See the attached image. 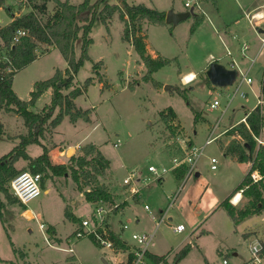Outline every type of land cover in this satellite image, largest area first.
I'll return each instance as SVG.
<instances>
[{
	"label": "rangeland",
	"instance_id": "1",
	"mask_svg": "<svg viewBox=\"0 0 264 264\" xmlns=\"http://www.w3.org/2000/svg\"><path fill=\"white\" fill-rule=\"evenodd\" d=\"M10 1L13 2V5H9L13 11H28L32 5L41 2V0H32L28 3L20 0ZM68 1L78 4L82 0ZM127 1L134 4L142 3L148 7L156 6L157 9L164 7L185 9V0ZM212 1L214 5L215 2ZM216 1L220 15L225 19L236 17L239 28L248 25V36L254 38L251 39L252 44L258 45L260 35L251 24H248L246 17L249 16H246V13L251 5L263 3L264 0ZM106 2L112 4L116 0H106ZM208 2L206 10L209 14V8L214 9L210 4L212 2L210 0ZM46 8V14H39L42 20L53 13L56 8L55 2L48 0ZM194 18L195 15L190 14L188 19L181 20L174 29H171V24L167 27L146 24L149 28L150 47L152 49L161 47L166 53L165 56L176 57L171 63L152 73L153 81L157 85L143 79L146 72L145 65L133 45L122 39L124 24L118 14L115 13L107 24L96 18L89 33L92 42L88 47V59L84 61L74 78L77 86H82L86 78L90 76L93 78V82L87 85L86 91L75 98L78 108L90 110L91 122L87 123L80 118L72 122L66 116L53 130L47 129L44 132V137L40 138L41 143L49 148L52 159L60 161L51 164L69 165L71 156L85 154L86 146L92 143L110 162V170L107 169L102 176L97 177L99 183L116 195L115 202L123 204L129 196L121 184L130 170L137 169L139 178L147 176L152 178L151 173L147 171L148 165L168 167L171 165V157L178 154L179 145L183 142L188 143L193 140L196 146L203 144L211 127L220 116V109L226 102L225 94L234 87L229 85L225 90L213 87L206 73L197 70L202 58L215 47L222 49V44L217 35L213 37L209 32L196 39L192 38L189 27ZM51 47L53 46L40 45L37 49L39 57L15 74L12 88L20 99L26 101L30 98V92L34 89L36 81L51 77L56 69L66 68V61L61 53L55 47L50 50ZM80 47L81 38L74 43L75 57L79 56ZM227 59L224 58L221 62L225 63ZM98 61L101 63L94 73L93 64ZM262 61L263 57L260 55L251 69V74L255 78V86L252 88L254 91L258 90L260 71L263 70ZM179 69L183 71L193 69L197 73V78L182 85L178 75ZM167 85L170 87L164 90ZM242 89L248 92L247 97L242 98L237 95L222 116L218 131L237 121L243 115L245 107L252 108L256 103V98L249 88L244 85ZM214 98H217L221 104L215 109L209 107V103ZM50 100L49 88L29 108L38 112L49 104ZM167 107H172L177 113L179 120H175V123L178 125L168 124L160 119L161 111ZM56 111L57 109L55 114ZM0 122L3 123L5 131L0 137V155H2L19 143V135L25 134L27 128L21 116L3 110H0ZM230 138L228 136L224 141ZM63 139L69 142L66 146L62 142L55 144ZM117 139L120 142L114 146ZM25 151L29 157L34 158L42 153V145L29 144ZM86 155L89 157L91 154ZM207 155L218 158L220 162L217 170L209 169ZM14 167L18 171L30 170L28 161L24 159L17 160ZM196 168L201 173L198 177L189 176L184 180H178L172 171H168L163 175L162 185L152 180L144 185L142 190L140 189V202H132L126 216L114 215L115 212L112 211L113 213L107 215L106 221L115 232H118L114 229H119L121 222L127 223L129 229L124 233V237L128 240H131V232H151L154 221L149 218V213L145 211L143 205L148 204L152 210L164 209L169 202L166 194L180 186L176 200L169 211L172 222L162 223L155 231L150 249L165 253L167 250L170 251L171 247H177L185 239L184 237L189 235V225L196 218L195 216H201L207 211L215 199H218L220 191L226 188L227 183L237 179V164L232 165L224 159L217 141L205 146L196 162ZM41 176V193L24 206L26 209L12 194L9 183L6 184L7 192L14 202L9 203L0 192V199L4 202L0 220V264H67L71 258L69 256L73 254L67 251L71 244L77 256L76 264H113V253L110 250L96 245L89 237H74V231L81 220L93 214L94 203L87 201L84 194V190L93 187L91 183L88 184L90 180L80 176L79 184L83 187V191H80L70 170L60 176H52L46 171V174L41 173ZM242 181L243 179L240 182ZM205 184H208L212 192L204 193L199 200ZM45 188H48L47 192H44ZM233 199L229 202L237 208H241L248 201V197L244 196L239 203L237 202L238 204H233L235 203ZM198 200L199 205L196 203ZM27 209L32 210L35 219H31V213L27 212ZM65 210L69 214H76L75 221L66 217ZM137 216L142 222L135 227L133 220ZM263 216L264 213L259 216L251 215L235 223L224 208L218 207L201 226L212 230V234H201L197 231L199 237L189 236L184 243L189 240L195 242L196 247L179 260L175 259L176 252L172 250L169 252L168 264H245L250 255L248 244L255 241V236L244 239L242 231L247 226L257 225L253 229L257 230L255 233L260 234V230L264 227ZM179 221L187 226L183 233L174 232L171 228V223L176 224ZM39 222L45 223L46 230L39 228ZM49 224L55 226L62 242L50 240L53 234L48 229ZM23 252L27 253V257L24 258ZM104 258L107 260L106 263L102 260Z\"/></svg>",
	"mask_w": 264,
	"mask_h": 264
},
{
	"label": "trees",
	"instance_id": "2",
	"mask_svg": "<svg viewBox=\"0 0 264 264\" xmlns=\"http://www.w3.org/2000/svg\"><path fill=\"white\" fill-rule=\"evenodd\" d=\"M52 1L56 4L55 10L52 14H48L45 20H42L39 14H46L48 0H41L40 4H34L30 10L18 15L11 12L6 5V0H0V7L5 8L11 18L9 23L0 27V110L21 116L27 128L25 134L19 135V143L16 146L8 153L0 155V192L4 194L9 203L14 202L7 192L6 184L21 172L15 169L14 163L19 159H24L28 161L29 171L34 173H44L45 175L46 171H49L52 176H60L70 170L80 191H83V187L79 184V179L80 176H83L90 180L88 184L93 185L92 188L84 190L87 201L101 200L112 204L116 200V195L103 184H100L97 178L109 169V161L93 144L86 146L87 152L85 154L71 156L69 165L64 163L53 165L48 156L49 148L41 143L40 138L44 137V132L47 129L53 130L63 120L64 116H68L72 122L79 118L85 122L90 121V110L78 108L75 104V98L86 91L87 85L93 82V78L92 76L86 78L82 86L75 85L74 78L84 61L88 59V47L92 42L89 33L96 18L98 17L102 23L107 24L115 13L118 14L119 19L124 24L122 39L133 45L134 50L145 65L146 72L143 79L152 81L154 85H157L153 81L152 73L168 64L170 60L159 55L152 57L147 52L146 35L142 33V24L149 22L164 25L166 12L142 3H129L127 0H116L112 4L107 3L106 0H82L78 4L70 3L68 0ZM17 30H24L26 33L20 36L17 42H14ZM79 38H81L80 54L75 57L74 43ZM40 45L57 48L67 65L64 70L56 69L51 77L36 81L34 89L30 92V98L25 101L20 99L13 90V78L18 71L39 57L37 49ZM4 57L6 59H3ZM100 63L101 61H98L93 64L94 73H96ZM99 81L101 82V80ZM128 87L133 88V86ZM49 88L51 89L50 103L38 112L32 111L29 106L33 105L37 98ZM160 119L168 124L178 125L175 123L176 114L172 107L162 110ZM263 119L261 108L259 106L253 108L246 113L249 128L243 122H239L227 132L238 135L240 139L234 137L227 144H221L226 155L238 162L250 161L252 163L242 183L238 184L232 193L220 203L235 223L249 215L259 214L264 209V146L256 147V142L253 139V135H258L263 128ZM4 134V126L0 122V137ZM32 143L42 145V153L34 158L29 157L25 151L26 147ZM56 145L53 147L55 148ZM86 154L91 155L87 157ZM50 156L52 162H60L58 159H52L51 153ZM255 169L262 175V178L257 182L251 181L249 176L250 171ZM183 172L182 166L176 170L174 175L177 179H181ZM241 189L243 195L248 197V201L243 207L237 208L229 200ZM20 205L24 207V205ZM121 206L122 204L119 208ZM3 209L4 202L0 199V220ZM24 209L26 208L24 207ZM65 215L72 221L76 219L66 210ZM109 227L110 225L107 224L109 238L117 246L126 248V244ZM48 229L50 230V227ZM90 239L98 245L92 237ZM260 243L262 246L260 255L263 256L264 240L261 239ZM189 249L190 245L187 244L178 252L175 259L179 260L184 257ZM152 256L157 262L165 261V255Z\"/></svg>",
	"mask_w": 264,
	"mask_h": 264
},
{
	"label": "built area",
	"instance_id": "3",
	"mask_svg": "<svg viewBox=\"0 0 264 264\" xmlns=\"http://www.w3.org/2000/svg\"><path fill=\"white\" fill-rule=\"evenodd\" d=\"M20 1L28 3L30 0H20ZM184 6L185 8H187L188 10H192L193 12L194 11L199 12L202 9L200 0H185ZM263 17L264 14L255 12L250 14L249 21L252 22L253 20H257V19L259 20L262 19ZM25 33L26 32L24 30H17L14 42H17L18 38L20 36L25 35ZM260 45L261 48H264V31L262 36L260 37ZM248 47L249 45L246 42L240 44L239 53L241 57L246 56V51ZM227 54L231 55V51L227 50ZM3 59L6 58L4 57ZM211 60L212 61L210 63L217 61V59H214V57H212ZM252 62L253 60L251 61V63ZM228 65L231 70L235 71V78L233 82L230 84L233 85L234 88L233 90L228 91L225 94L226 102L220 109V116L211 127L203 144L199 146H195L183 142L182 144L179 145L180 150L178 154L174 155L171 158L170 166L156 167L151 164L148 165L147 171L151 173V175L153 176L152 178L148 176L139 178L138 176L139 171L137 169L130 170L127 176L122 181V185L125 187L128 196L132 197L136 194H140V189L143 187V185L149 184L150 182H152V180L159 181L163 178V175H165L168 171H173L182 166L184 168L183 180L195 174L196 162L199 156L202 154L204 147L215 141L220 135H222L228 130L226 128L222 131H218L222 116L228 110L232 101L237 97V95H239L242 98L246 97V92L243 91L242 86L245 83L249 84L252 82V77L250 76L249 73L250 66L248 68H242L239 65L238 60H236L233 57L229 60ZM182 80L184 83H189L193 79L192 78L189 79L188 76L186 75L182 77ZM217 88H219L220 90L221 88H224L225 90L226 88H228V86L217 87ZM263 105H264V96L256 95V103L254 108L259 106L262 110ZM220 106H221L220 101L217 98H214L209 103V107L213 109L218 108ZM240 122H243L249 128L246 121V114L240 119ZM234 125H232L231 128ZM253 139L256 142L257 147L261 145L264 146V138H262L260 133L258 135H253ZM119 142L120 140L117 139V141L113 145L117 146ZM48 156L50 161L52 162L50 152H48ZM217 165H218V159L214 156L210 157L209 169L215 170L217 169ZM249 176L251 181L253 182H257L262 178V175L256 169L251 170ZM9 186L14 197H16V199L20 202V204L26 206L32 199H34L41 193V174L34 173L29 170H23L10 180ZM179 190H180V186H178V188L168 196V200H169L168 205L160 213L152 212L148 204L143 205L145 211L149 213L150 219L154 221V228L151 232H131L130 233L131 240H128L127 238L124 237V232H126L129 229V226L127 223L120 224V230L118 232L114 231V233L117 234L118 238L126 244V248H121L117 246L116 243L109 238V233L106 228V225L108 224V222L106 221L107 215L112 211L115 212L119 208L121 204L118 202L108 204L101 200L94 201L93 202L94 209L92 216L81 220L80 225L74 231V237L75 238L92 237L95 240V242L98 244V246L105 247L113 253L112 257L114 258V261L116 260L114 262L115 264H150L151 260L148 256V253L150 247L153 244L154 233L162 223L169 221L168 212L170 208L173 206V203L176 200ZM237 194L238 192H236L232 196V198H230V201H232L233 197H235V195ZM233 204H237V203H233ZM35 218H36L35 215L31 217V219H35ZM39 228L42 230H46L47 227L45 228V223L39 222ZM109 229L112 230L111 227H109ZM172 229L175 232H182L185 229V225L183 223H179L176 224L175 226H172ZM261 248H262L261 243L257 239H255L254 242L248 244V249L251 255L250 263L261 264V260H262V255H260ZM67 251L69 253H73L72 244L67 248ZM224 262L226 261L224 260Z\"/></svg>",
	"mask_w": 264,
	"mask_h": 264
},
{
	"label": "crops",
	"instance_id": "4",
	"mask_svg": "<svg viewBox=\"0 0 264 264\" xmlns=\"http://www.w3.org/2000/svg\"><path fill=\"white\" fill-rule=\"evenodd\" d=\"M212 3H210L212 5V9L214 10H211L209 8V14L207 13V10H206V6L208 5V0H200L201 2V6H202V9L201 11H194L196 13H199L198 14H195L194 12L192 13L193 15H195V18L194 20L192 21L190 27H189V31H190V35L192 36V38H197V37H200V36H203L204 33H211V36L215 37L216 35L218 36L221 44H222V49H218V48H213L212 51L208 52L207 55H205L202 60L200 61V65H198V69L200 72H205L206 73V70L209 66V63L212 61L211 58L214 57V59H217V62L218 64H221L222 66H224L226 69H230L229 68V65H228V62L229 60L233 57L235 58L236 60H238L239 62V65L242 67V68H248L250 66V70H249V73H250V76L252 77V82L249 83V84H244L245 86H247L249 88V90L254 94L255 98H256V95H262L264 96V48H261L260 46V42L258 45L256 44H252V41L251 39H254L253 37H249L248 36V25H245L244 26H241L240 28L237 27V18H230V19H225V17L221 16L220 15V10H219V6H217V1L214 0L215 4L213 5V1L210 0ZM131 3V2H129ZM6 5L10 8L11 12L14 14V15H18L20 13H24V12H27V11H17V10H14L11 8V6L9 5H13V2H11L10 0H6ZM185 7V6H184ZM152 8H156V6L152 7ZM157 9V8H156ZM208 9V8H207ZM158 10H163L165 12L169 11V10H172L174 13H180V12H185V11H189L187 8L185 9H178V8H170V7H164L161 8V9H158ZM214 11V12H213ZM255 12H259L260 14H264V2L263 3H256V4H253L251 5L250 7V10L247 11L246 13V16H250V14L252 13H255ZM190 17V15L185 18L184 20L188 19ZM206 17V18H205ZM247 20H248V24H251L253 26V28L259 33L260 37L262 36L263 34V31L264 29H262V25L264 23V17L262 19H257V20H253L252 22L249 21V18L246 17ZM11 20L10 16L8 15V13L5 11V8L3 7H0V27L6 25L7 23H9ZM111 21V19H110ZM109 21V22H110ZM108 22V23H109ZM181 22V21H180ZM146 24L148 26H152V25H158V24H153V23H147V22H143L142 24V33H144L146 35V38H145V42H146V48H147V52L152 56V57H156V56H162L163 58H167L169 61V63H171V60L173 59H176V57H167L165 56L164 54H166L163 49L161 47H155V48H151L150 45H149V41H148V26L146 27ZM171 24V29H174L178 24H172V23H165L164 25H158L160 27H167ZM247 27V28H246ZM108 28V26H107ZM243 28H246L243 29ZM261 30V31H259ZM243 42H246L249 47L246 51V56L245 57H241L240 56V53H239V48H240V44L243 43ZM54 48V47H51L50 50ZM227 50L231 51V55L227 54ZM262 56L263 57V61H262V68L263 70L260 71L261 73V77H260V82L259 84L257 85L258 86V90L257 91H254L253 86L254 83H255V78L254 76L251 74V69L252 67L254 66V64L256 63V61L259 59V56ZM224 58H228L226 60L225 63L221 62L222 59ZM253 60V62L251 63V61ZM168 63V64H169ZM260 64V63H259ZM30 65V64H29ZM167 65V64H166ZM188 73H192L194 75V79L192 81H194L196 78H197V73L196 71H194L193 69H190V70H182V69H179L178 70V75H179V78H180V82L182 85H185V83L183 82V80H181L182 76L188 74ZM184 83V84H183ZM210 83V81H209ZM211 86H213L211 83H210ZM243 85V86H244ZM226 86H229V85H226ZM170 87V86H169ZM168 87V88H169ZM166 88V86L164 87V90L168 89ZM101 90H102V86H101ZM248 95V92L246 91V97ZM245 97V98H246ZM255 106V104H254ZM254 106L252 108H247L245 107L244 108V113L243 115L237 120L235 121L234 123H232L231 125H229L228 127H225L224 129H228L230 130L231 129V126L234 125V124H237L240 122V119L247 113L249 112L250 110H252L254 108ZM173 109V108H172ZM233 110V109H232ZM173 111L175 112V110L173 109ZM262 111H263V118H264V105L262 106ZM176 114V120H179L178 116H177V113L175 112ZM66 117V116H64ZM264 120V119H263ZM91 121L87 122V123H90ZM263 124H264V121H263ZM182 125V124H181ZM183 127V125H182ZM224 129H221L220 131L224 130ZM228 130L223 133L222 135H220L215 141H217V146L219 148V151L224 155V159L226 161H229L230 164L232 165H236L238 166V171H237V179L233 180V181H229L227 183V186L225 189L221 190L220 193L218 194V199H215V201L213 202V205H211L209 207V209H207V211H205L201 216L199 215H196L195 219L192 220L191 224L189 225L190 227V233L188 236L184 237L185 239L182 241V243L180 245H178L177 247L173 248L171 247V250H167L165 253H162L160 251H154V250H149V253H148V256L151 260V264H168V260L170 258V255H169V252H171L172 250L174 252H176V255L178 254V252L184 247L186 246L187 244L190 245V249L189 251L192 249V248H195L196 247V243L195 242H188L187 243H184V241L190 236L194 235L193 237H199L198 232L199 231L201 234H212V230L210 229H207V228H204V227H201L202 224L209 218V216L214 212V210H216L218 207H222L224 208L223 206L220 205V203L226 198L228 197L232 191L236 188V186L238 184H240L241 180L244 178V176L246 175V173L248 172L249 168H250V164L251 162L248 161V162H238L236 161L234 158H232L231 156L229 155H226L224 152H223V149L221 148V144H227L229 142V140H231L232 138L236 137L238 139H240V137L238 135H235V134H228ZM260 134L262 136V138H264V126L263 128L261 129L260 131ZM228 136H230L231 138L229 140H225V138H227ZM64 143L65 146L67 145V139H63V140H60L59 142H56L55 144H58V143ZM214 142V141H213ZM190 145H194V142L193 140H190L188 142ZM89 144H92V143H89ZM73 145H77V144H73ZM95 146V145H94ZM196 146V145H195ZM96 147V146H95ZM97 148V147H96ZM205 148V147H204ZM98 149V148H97ZM40 155V154H39ZM214 155H207V159H208V163H209V159L210 157H212ZM216 157V156H214ZM172 158V157H171ZM217 158V157H216ZM218 159V158H217ZM219 160H218V165H217V169H218V166H219ZM225 162H223L224 164ZM222 164V165H223ZM209 165V164H208ZM178 169V168H177ZM173 170L172 173L174 175V173L176 172V170ZM215 169V170H217ZM109 170H110V162H109ZM197 174V175H196ZM200 172L199 170L196 168V172L193 176H200ZM175 177V175H174ZM176 178V177H175ZM189 178V177H188ZM177 179V178H176ZM183 177L181 179H178V180H182ZM159 185H162L163 182H164V179L162 178L161 180L157 181ZM122 187H124L122 184H121ZM144 186V185H143ZM142 190V189H141ZM48 191V188H45L44 189V192H47ZM174 191H172L171 193L169 194H166V197L168 198V196L170 194H172ZM212 192L211 188L208 187V184H205L200 195H199V200L202 198V196L204 195V193H208L210 194ZM239 196V199H238V203L244 198V195H243V192L241 190L238 191V194L236 195V197ZM128 197V196H127ZM198 200L197 205L200 204V201ZM128 201V202H127ZM127 201H124L122 206L117 210L115 211L114 215L115 214H119L121 216H126V213H129L128 212V209L129 207L131 206L132 202L134 203H138L140 202V194L136 197L135 195L132 196V197H128L127 198ZM93 203V202H92ZM237 203V204H238ZM168 205V203H167ZM167 205L165 206V208L167 207ZM244 206V205H243ZM242 206V207H243ZM239 208V207H238ZM151 209V207H150ZM171 209V208H170ZM225 209V208H224ZM162 210V208H159V209H156V210H152V212L154 213H160ZM27 212H30L31 213V216L34 215V213L32 212V210L30 209H27L26 210ZM170 211V210H169ZM212 211V212H211ZM211 212V213H210ZM227 212V211H226ZM169 213V212H168ZM210 213V214H209ZM264 213V209L259 213V214H254V215H262ZM209 214V215H207ZM76 214L74 213V216ZM149 216V215H148ZM199 216V217H198ZM251 216V215H249ZM230 217V216H229ZM248 217V216H247ZM150 218V217H149ZM231 218V217H230ZM246 218V217H245ZM244 218V219H245ZM30 219V218H29ZM243 219V220H244ZM262 219L264 220V216L262 217ZM153 221V220H152ZM242 221V220H241ZM121 222V221H120ZM140 218L137 216L136 218H134L133 220V223L136 226L140 225ZM168 222H172V216L170 215L169 213V221ZM121 223H124V222H121ZM179 223H183L185 225V229L182 231V232H178V233H183L184 231H186L187 229V226L184 222H176V224H179ZM176 224H172L171 223V228L172 226H175ZM48 226V225H47ZM120 226V225H119ZM257 226V225H253V226H247L244 228V230L242 231V236L244 237V239H249L250 237H254V239H257L258 241H261L264 240V227L260 230L261 233L260 234H257L255 232H257V230H254L253 228ZM50 227V233L53 234L51 235V238L50 240L52 241H57V242H62V239L57 235V229L55 228V226L49 224ZM111 227V225H110ZM114 229V227H113ZM116 231H119V229H114ZM173 230V229H172ZM175 232V231H174ZM125 233V232H124ZM48 235V233H47ZM247 235V237H246ZM184 243V244H183ZM151 248V247H150ZM188 251V252H189ZM187 252V253H188ZM24 253V255H23ZM22 255L25 257H27V253L26 252H23ZM186 253V254H187ZM185 254V256H186ZM236 255V253H234ZM152 255H155V256H164L165 255V261H155L153 256ZM169 255V256H168ZM175 255V256H176ZM174 256V257H175ZM184 256V257H185ZM71 257V258H70ZM70 260H68L67 264H76V260H77V256L76 254H74V248H73V254L71 256H69ZM183 258V257H182ZM112 263L115 264L114 262V258L112 257ZM251 259V255H249V258L247 259L246 263L245 264H252L250 263ZM105 263H106V259H102ZM261 264H264V255L262 256V260H261Z\"/></svg>",
	"mask_w": 264,
	"mask_h": 264
},
{
	"label": "water",
	"instance_id": "5",
	"mask_svg": "<svg viewBox=\"0 0 264 264\" xmlns=\"http://www.w3.org/2000/svg\"><path fill=\"white\" fill-rule=\"evenodd\" d=\"M192 13H193L192 10L180 12V13H174L172 10H169L166 12L165 21L166 23L176 24L181 20L187 18ZM206 75L208 80L213 86L223 87L226 85H230L233 82L235 78V71L231 69H226L224 66L218 64L217 62H212L209 64L206 70ZM168 87L169 86L167 85L166 88Z\"/></svg>",
	"mask_w": 264,
	"mask_h": 264
},
{
	"label": "bare ground",
	"instance_id": "6",
	"mask_svg": "<svg viewBox=\"0 0 264 264\" xmlns=\"http://www.w3.org/2000/svg\"><path fill=\"white\" fill-rule=\"evenodd\" d=\"M187 76H188V78L190 79V78H192V79H194V75L192 74V73H188V74H186ZM185 75V76H186ZM234 199H233V202H235V203H237L238 202V199H239V196L238 197H236V195H235V197H233Z\"/></svg>",
	"mask_w": 264,
	"mask_h": 264
}]
</instances>
